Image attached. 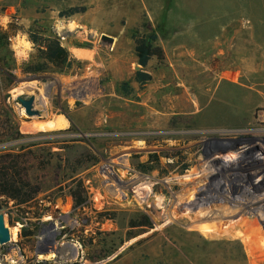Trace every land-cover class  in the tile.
Returning <instances> with one entry per match:
<instances>
[{
  "label": "rangeland",
  "instance_id": "obj_1",
  "mask_svg": "<svg viewBox=\"0 0 264 264\" xmlns=\"http://www.w3.org/2000/svg\"><path fill=\"white\" fill-rule=\"evenodd\" d=\"M262 10L264 0H0V156L17 159L20 187L0 192L11 231L0 264H249L239 243L242 219L260 221L243 212L264 196V99L227 80L252 81L234 74L252 44L228 35ZM151 34L162 56L140 81L136 39ZM32 36L58 39L64 64L40 58ZM171 200L186 204L171 211Z\"/></svg>",
  "mask_w": 264,
  "mask_h": 264
},
{
  "label": "trees",
  "instance_id": "obj_2",
  "mask_svg": "<svg viewBox=\"0 0 264 264\" xmlns=\"http://www.w3.org/2000/svg\"><path fill=\"white\" fill-rule=\"evenodd\" d=\"M74 11V9H71ZM71 12V11H70ZM64 15V13H61ZM32 42L40 47L39 56L44 59L47 63L52 64L56 67H61L68 57V52L61 46L58 39L53 38H41L40 41L38 37H31ZM155 36L153 34L147 37H139L136 39L135 53L137 56V63L141 66V69L136 71L137 79L140 81L148 80L149 74L143 69L147 65L149 59L153 55L162 56V51L159 47L154 46ZM43 66L29 67L27 70L34 71L40 70ZM18 162L13 155L0 156V192L10 193L12 197L18 196L20 194V187L18 184ZM134 231H129L133 233ZM152 233L147 234L144 237L136 238L134 242L138 243L144 238H147Z\"/></svg>",
  "mask_w": 264,
  "mask_h": 264
},
{
  "label": "crops",
  "instance_id": "obj_3",
  "mask_svg": "<svg viewBox=\"0 0 264 264\" xmlns=\"http://www.w3.org/2000/svg\"><path fill=\"white\" fill-rule=\"evenodd\" d=\"M259 12L260 13L256 15L258 20H251L249 19L250 16L249 18L244 16V22H242L241 26L239 28L234 27L232 36L228 35V42L241 40L244 45L252 44L250 49L251 57L248 58V61L243 62L244 68L242 70H234V74L251 75L252 81L248 83L234 75H229L227 80L233 87L240 88L245 92V96L264 99V10ZM240 30L242 34L241 39H239L238 36ZM256 48L258 52H256ZM245 60H247V58H245ZM194 102L197 106V100Z\"/></svg>",
  "mask_w": 264,
  "mask_h": 264
},
{
  "label": "bare ground",
  "instance_id": "obj_4",
  "mask_svg": "<svg viewBox=\"0 0 264 264\" xmlns=\"http://www.w3.org/2000/svg\"><path fill=\"white\" fill-rule=\"evenodd\" d=\"M65 124H66V121L62 117V118L56 119L55 121H51V124L48 127L51 126L53 129V128L64 126ZM48 127H46V128L48 129ZM142 144H143L142 141H138L136 149L146 150L147 148L145 146H143ZM212 181H214V180H212ZM208 183L210 184V182H208ZM203 191H201V192H203ZM251 200L253 203L250 206H248V205L246 206V209H244V212H243L244 213L243 216L246 215L247 212H249V213L259 217L258 219L260 221L257 222L255 220H250L248 222V221H245L242 219V221H241V224L243 227L242 232L243 231L245 232V237L243 236V238L241 239V242L239 241L240 242L239 245L240 246L243 245V250H244L245 254L249 257V260H247L249 262V264H256V260H254L253 257L256 256L257 254H260V256L264 255V196L263 197L262 196L261 197L260 196L259 197L251 196ZM170 203H171V207L169 208V210H171V211H173V210L177 211L178 210L177 205H179L180 203L186 204L185 202H181V201H179V203H177V202H175V200H171ZM203 203H205V202H203ZM200 205H201V203H197V202H196V205H194V203L189 204L188 207L186 208L185 213L188 214L189 213L188 209L193 210V209L199 207ZM153 206H155V205H153ZM232 210H233V216L235 218H238V216L236 214V210H234L233 208H232ZM170 213H173V212H170ZM243 216L241 218H243ZM256 216H255V219H257ZM229 262H230V264L234 263V262L232 263V260ZM235 264H242V262H237Z\"/></svg>",
  "mask_w": 264,
  "mask_h": 264
},
{
  "label": "water",
  "instance_id": "obj_5",
  "mask_svg": "<svg viewBox=\"0 0 264 264\" xmlns=\"http://www.w3.org/2000/svg\"><path fill=\"white\" fill-rule=\"evenodd\" d=\"M31 100L21 99V103L25 106L26 111H30ZM1 209V207H0ZM11 240L10 224L6 218V214L0 210V245H4Z\"/></svg>",
  "mask_w": 264,
  "mask_h": 264
}]
</instances>
